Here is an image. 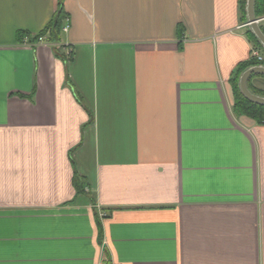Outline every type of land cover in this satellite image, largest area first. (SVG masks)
<instances>
[{"label":"crops","instance_id":"crops-1","mask_svg":"<svg viewBox=\"0 0 264 264\" xmlns=\"http://www.w3.org/2000/svg\"><path fill=\"white\" fill-rule=\"evenodd\" d=\"M249 30L240 0H0V264H264Z\"/></svg>","mask_w":264,"mask_h":264},{"label":"trees","instance_id":"trees-1","mask_svg":"<svg viewBox=\"0 0 264 264\" xmlns=\"http://www.w3.org/2000/svg\"><path fill=\"white\" fill-rule=\"evenodd\" d=\"M246 6H247V0H240V10L242 13L246 15ZM255 15L256 17H261L264 15V0H255ZM49 27V26H48ZM51 28V25L49 29ZM262 31L264 32L263 28ZM45 31L41 32L40 35H44ZM250 38L254 41V47L260 51V54L263 56L262 60H259L256 56L251 55L250 58L238 65L236 70L234 71L231 82L234 90V111L235 113L239 115H247L254 120H256L258 123H264V104L256 103L248 99L242 92L239 86V80L240 76L243 73L244 70L247 68L254 66V65H264V46L261 44V42L257 39L255 34L249 30ZM39 35V36H40ZM37 36V37H39ZM256 74H253L248 79V87L249 89L260 96H264V90L256 87H251L250 81L254 78ZM264 77V76H263ZM98 232H99V238L102 239L103 236V229L102 224L98 220Z\"/></svg>","mask_w":264,"mask_h":264},{"label":"water","instance_id":"water-1","mask_svg":"<svg viewBox=\"0 0 264 264\" xmlns=\"http://www.w3.org/2000/svg\"><path fill=\"white\" fill-rule=\"evenodd\" d=\"M254 6H255V0H247L246 11H247L248 24L250 25L251 31L255 34L257 39L264 46V32L262 31L259 25V21H258L259 18L256 17L255 15ZM253 74L264 75V65H254L243 71L239 80V86L241 92L251 101L264 104V96H260L253 93L248 87V79Z\"/></svg>","mask_w":264,"mask_h":264},{"label":"built area","instance_id":"built-area-1","mask_svg":"<svg viewBox=\"0 0 264 264\" xmlns=\"http://www.w3.org/2000/svg\"><path fill=\"white\" fill-rule=\"evenodd\" d=\"M263 20H264V16H262V17H260V18L258 19L259 22H260V21H263ZM68 28H69V25L67 24V25L64 27V30H68ZM43 39H44L43 36L39 37V40H40V41H42ZM252 55L256 56L259 60H262V59H263V56L260 54V51H258V50H254L253 53H252ZM102 264H106V263H102Z\"/></svg>","mask_w":264,"mask_h":264},{"label":"rangeland","instance_id":"rangeland-1","mask_svg":"<svg viewBox=\"0 0 264 264\" xmlns=\"http://www.w3.org/2000/svg\"><path fill=\"white\" fill-rule=\"evenodd\" d=\"M262 90H264V89L262 88Z\"/></svg>","mask_w":264,"mask_h":264}]
</instances>
